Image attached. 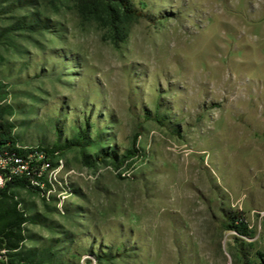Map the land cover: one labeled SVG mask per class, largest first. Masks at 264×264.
Wrapping results in <instances>:
<instances>
[{
	"label": "rangeland",
	"instance_id": "1",
	"mask_svg": "<svg viewBox=\"0 0 264 264\" xmlns=\"http://www.w3.org/2000/svg\"><path fill=\"white\" fill-rule=\"evenodd\" d=\"M131 3L145 17L119 34L77 0H0L14 138L62 146L86 129L84 151L43 170L49 200L13 190L34 219L22 250L52 264H264V0ZM22 19L39 31L5 32ZM133 147L130 166L92 165Z\"/></svg>",
	"mask_w": 264,
	"mask_h": 264
},
{
	"label": "trees",
	"instance_id": "2",
	"mask_svg": "<svg viewBox=\"0 0 264 264\" xmlns=\"http://www.w3.org/2000/svg\"><path fill=\"white\" fill-rule=\"evenodd\" d=\"M81 10L92 13L91 8H96V14L104 15L107 23L117 32L123 33L124 26H128L133 22L139 21L145 17V14L136 10L131 0H77ZM93 6V7H92ZM33 23V22H30ZM24 19L17 21L13 26L6 29L5 32L12 31H39L40 24H30ZM5 113L0 109V148L6 149L12 153L24 154L23 151L16 149L18 144L13 136V126L9 125L4 118ZM136 143V140H134ZM86 144V129L79 130L77 136L65 143L64 145L54 144L52 147L37 146L39 152H45L46 157L51 161L56 155H63L67 150L73 147L82 148L84 151ZM111 150H103L96 156L92 165L96 161H100L105 157H112L113 165L116 169H121L123 166H130V163L138 156L139 151L133 147L125 152L120 158H115L109 154ZM29 189L38 192V188L32 186L27 179L16 178L8 184L5 190L0 191V248H6L11 251L12 264H52L53 256L48 249L41 251L37 250H22V244L26 237L24 234V225L33 223L34 219L26 216V214L19 208V202L16 201L13 194L14 189ZM233 223H239V226L233 227L240 232L247 235V226L240 216H235ZM63 264V263H62Z\"/></svg>",
	"mask_w": 264,
	"mask_h": 264
},
{
	"label": "built area",
	"instance_id": "3",
	"mask_svg": "<svg viewBox=\"0 0 264 264\" xmlns=\"http://www.w3.org/2000/svg\"><path fill=\"white\" fill-rule=\"evenodd\" d=\"M16 149L23 151L24 154L12 153L0 148V191L5 190L14 179L24 178L49 200L52 185L43 181L42 173L52 161L46 157L45 152H39L38 147L17 144ZM10 253L8 249L0 248V264H12Z\"/></svg>",
	"mask_w": 264,
	"mask_h": 264
}]
</instances>
